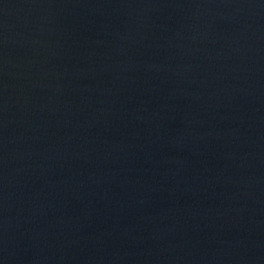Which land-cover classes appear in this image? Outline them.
<instances>
[{
  "label": "water",
  "instance_id": "1",
  "mask_svg": "<svg viewBox=\"0 0 264 264\" xmlns=\"http://www.w3.org/2000/svg\"><path fill=\"white\" fill-rule=\"evenodd\" d=\"M0 264H264V0H0Z\"/></svg>",
  "mask_w": 264,
  "mask_h": 264
}]
</instances>
